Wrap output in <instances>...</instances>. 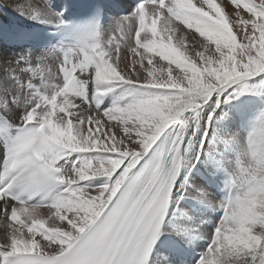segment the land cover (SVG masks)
<instances>
[{
	"label": "snow or ice",
	"instance_id": "6c2138e0",
	"mask_svg": "<svg viewBox=\"0 0 264 264\" xmlns=\"http://www.w3.org/2000/svg\"><path fill=\"white\" fill-rule=\"evenodd\" d=\"M229 3L226 14L217 0H154V11L141 6L107 31L80 32L67 50L0 59V121L14 130L0 174V264H152L170 205L184 198L177 178L202 162L225 171L229 182L228 198L212 205L223 217L197 264H264V113L245 142L213 137L187 159L200 126L191 131L185 113L264 74V0ZM15 8L69 27L50 0ZM119 87L131 93L126 103L81 116L76 100L98 104ZM220 106L217 100L209 125ZM232 143L236 157L225 167ZM92 152L112 155L74 161L71 171L60 163ZM97 177L108 178L103 187L85 186ZM18 189L54 194L37 205L12 204ZM194 198L205 202L207 193L197 189Z\"/></svg>",
	"mask_w": 264,
	"mask_h": 264
},
{
	"label": "bare ground",
	"instance_id": "6f19581e",
	"mask_svg": "<svg viewBox=\"0 0 264 264\" xmlns=\"http://www.w3.org/2000/svg\"><path fill=\"white\" fill-rule=\"evenodd\" d=\"M16 2H9V0H0V59L14 60L19 55L25 53L28 49H32L36 55H39L42 51L49 49L42 48H31L28 46H17L15 45L11 39L14 35H16L20 30L30 29L38 26H47L54 28L51 24H38L37 20L31 19L30 14H21V11L15 8V5L19 2L31 3L37 7H43L40 4V0H15ZM127 1V0H126ZM55 3L52 4V7H56L58 13H63L64 16V0H54ZM218 3H222V6L226 8L227 4L225 0H217ZM104 6L108 12V20L102 24V28L107 31L111 26H113L117 21L111 23V17H113L116 13L112 11L109 7L111 4H115L117 6V12L121 13L125 10V0H103ZM134 3V2H133ZM151 5L146 4L145 7ZM134 7V6H132ZM150 9V8H149ZM226 10V9H225ZM149 11V10H148ZM151 12V10L149 11ZM129 16V15H128ZM127 17V16H126ZM52 30V29H51ZM53 47L61 48V46L54 45ZM64 48V47H62ZM71 47H65L67 50ZM123 67V65H121ZM250 79V78H249ZM241 81V80H239ZM239 81L231 84L223 93H214L209 100L207 105H204L202 109L198 110V113L188 112L185 113V119L189 125L191 131L196 130V125L199 124L200 131L197 133L193 148L190 149L187 153V159L192 160L195 153L199 151V143L205 142L206 146L211 147L213 144V137L219 140H229L233 142L243 143L246 141L244 132L237 127V123L234 122L235 115L233 111L237 110V106L244 107V111L249 115V117L259 115L258 110L261 108L264 109V96H258L254 98H242L238 102L235 103L234 107L225 106L223 103V96L227 91L232 89ZM89 96L92 97L94 95V85L89 84ZM130 91L127 87H119L114 91L107 93L103 96L104 105L98 110L94 107L93 103L88 104L84 103L82 100H76V103L80 105V113L81 116L85 115H95L98 112L106 111L108 105L111 102L115 101L120 102V105H123L127 102V99L130 98ZM219 100L221 101V106L217 109V116L213 119L211 125H209L208 116L211 113L212 109L215 107V102ZM234 103V102H233ZM233 105V104H232ZM233 108V109H232ZM243 111V109H242ZM263 111V110H262ZM246 115V114H245ZM246 115V116H248ZM260 117V116H259ZM250 119V118H248ZM248 121V120H247ZM253 121V119L251 120ZM176 127L175 125L173 126ZM251 127V126H250ZM252 130V129H251ZM250 130V131H251ZM207 131V137L204 136V132ZM249 131V133H250ZM242 132V133H241ZM241 133V134H239ZM249 135V134H248ZM247 135V136H248ZM218 146V147H217ZM217 149H223L224 145L218 144L216 145ZM232 153L235 155L233 156ZM112 154L108 153H77L73 154L70 157H67L66 160H62L60 163L65 166L67 171H71L73 162L79 161L81 166L86 163H97L103 162L104 160L111 158ZM3 157V144L0 141V163ZM236 157L235 152V143L229 145V150L224 155V164L225 167L229 166V161H233ZM215 171H218L213 164L202 162L196 165L195 168L191 167V164L188 167L182 169L178 180L176 182L177 187L180 189V193L183 196L187 192L193 193L197 192L201 184L196 181L199 178L203 177L204 174L211 175L210 185L205 189L202 188L207 193V200L205 202H201L200 200L196 201L195 206H188L187 204H183L178 201L174 202L170 205L169 213L167 215L165 224L163 226L165 238L169 241L182 243L191 254L199 253V251L195 248L193 243L194 240L204 239L208 240L207 237L211 234L216 226H218L220 222V210L218 208L206 206V204L218 205L221 202L213 201L216 197V192L212 188L214 183L216 182V178L218 175L214 174ZM222 171V170H220ZM217 173V172H216ZM196 177H199L198 179ZM223 178V188L225 187L224 175ZM108 178L106 177H97L93 180L86 182L87 187L96 188L103 187L107 182ZM203 187V186H202ZM54 194V193H53ZM215 196H214V195ZM194 200V199H191ZM224 201V200H223ZM12 204H16L11 201ZM217 212V215H216ZM42 215H47V209L41 210ZM217 217V218H216ZM5 238V230L3 226H0V241ZM200 248L207 250V248L200 245ZM152 264H195V261L188 259L185 260L175 254H172L166 250H163L161 247L157 246L152 255Z\"/></svg>",
	"mask_w": 264,
	"mask_h": 264
},
{
	"label": "rangeland",
	"instance_id": "374dc122",
	"mask_svg": "<svg viewBox=\"0 0 264 264\" xmlns=\"http://www.w3.org/2000/svg\"><path fill=\"white\" fill-rule=\"evenodd\" d=\"M9 2H16L15 0H9ZM40 4L42 6H44L46 3H47V0H40L39 1ZM134 0H125V10H123L121 13H118L117 12V9L113 8L112 7V4L109 5L110 9L112 11H114V13H116L113 17H111V23L115 22V20L117 21L118 19H122L130 14H132L135 10L139 9L140 7H137ZM227 6H226V14H230L231 11H232V6L230 5L229 3V0H225ZM50 3H51V6L54 2V0H50ZM150 6H148L146 9L147 11L151 10L154 11L155 8H154V0H152L151 2L148 3ZM134 6V7H132ZM145 7V6H144ZM53 10L55 12H58V10L53 6L52 7ZM146 8V7H145ZM150 8V9H149ZM38 24H43V23H40L38 22ZM51 28V27H50ZM258 96H264V74H259L255 77H252V78H247V79H244V80H241L239 81L232 89H230L229 91L226 92V94L223 96V103L225 106H228L229 107H234L235 103L238 102L239 100H241L242 98H254V97H258ZM117 99H114V102H111L107 108H112L116 105H120V102L118 101H115ZM227 101V102H225ZM234 102V103H233ZM233 104V105H232ZM263 106H264V103H263ZM236 107V106H235ZM234 107V109L238 108L237 110H235V112L233 111V114L235 115V120L234 122L237 123V127L239 129L242 130V132H244V136H245V139H247V135L249 134V131L256 125L258 119H259V116H261L262 113H264V109L261 108V110H258V112L260 113L259 115H256L257 118H255V116H252V117H249V115L244 111V107H241V106H237L236 108ZM233 109V108H232ZM243 109V111H242ZM108 109H106L107 111ZM263 110V111H262ZM248 116H246V115ZM250 118V119H248ZM253 119V121H251ZM248 120V121H247ZM251 126V127H250ZM241 132V133H242ZM239 133V134H241ZM218 147V146H217ZM222 149V148H221ZM233 156H235L233 153H232ZM217 172V173H216ZM224 173H226L225 171H215L214 174L218 175L217 178H216V182L214 183L213 185V189L215 190L216 192V197L217 198H214V202L217 201L219 202V199H221V201H223V198H222V195H221V192H222V188H223V178L222 176L224 175ZM197 179L199 177H196ZM197 182L198 181H201L199 182L201 185V187L199 189H202V188H206L207 186L210 185V182H211V175L207 173L203 175V177L199 178L198 180H196ZM86 186V185H85ZM203 186V187H202ZM185 195L187 196H184L183 199H179V202L180 203H183V204H187L188 206H195L196 204V201H198V199H195L194 197L197 195V192H193V193H186ZM214 195V194H213ZM215 196V195H214ZM189 198L190 200L191 199H194L193 202L194 204L190 203L189 201H187L186 199ZM206 206H211V204H206ZM210 207L208 209H210ZM216 215H217V212H216ZM217 218V217H216ZM209 242L208 240H204V239H199V240H194L193 243L195 245V248L199 251V253H204L206 250L200 248V245L205 247V248H208L209 246L204 244V242ZM193 261H195V264H197V262L199 261L198 259H193Z\"/></svg>",
	"mask_w": 264,
	"mask_h": 264
}]
</instances>
